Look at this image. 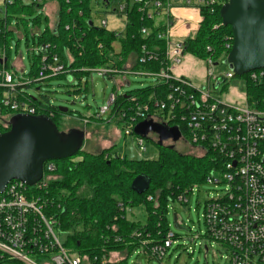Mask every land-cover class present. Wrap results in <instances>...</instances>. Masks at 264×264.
<instances>
[{
  "label": "built area",
  "instance_id": "2783aa9c",
  "mask_svg": "<svg viewBox=\"0 0 264 264\" xmlns=\"http://www.w3.org/2000/svg\"><path fill=\"white\" fill-rule=\"evenodd\" d=\"M30 1L44 3L41 11H45L44 0ZM227 1L104 0L106 5L113 4V12L125 18L129 10L137 9L141 20L147 23L140 32L150 43H144L139 52L131 56L135 57L134 61L125 62L123 67L117 65L118 56H111L106 64L88 68V71L111 78L117 88L95 114L101 119L106 115L108 120L119 118L125 135H135L141 151L146 150L145 137L135 131L136 126L152 119L169 127H178L181 132L179 140L194 146L201 155H212L214 165L205 182L216 188L222 186L223 193L218 192L205 201L206 228L203 233L192 234L191 240L200 239V244L206 250L210 248V242L219 243L227 252L225 257L228 264H264V67L243 75H237L233 69L216 73L218 62L209 58L206 63L207 76L209 82L214 79L213 88L210 83L200 86L188 77L172 73L182 63L187 40L195 37L201 27L204 19L202 10L214 13L218 4L223 5ZM13 3L14 0H6L5 7L0 8V35L9 29L7 9ZM178 8L190 9L194 14L181 17L175 12ZM107 25L108 21L103 19L101 26L107 28ZM125 29L117 35L122 36ZM232 44L233 40L226 42L227 51L221 56L222 62L226 60ZM48 46L43 45L39 50L45 51ZM98 47L102 49V43ZM116 49H119L118 45ZM207 50L210 51L211 47L208 46ZM6 52V45L0 47V106L8 111L6 118L0 117V132L9 128L10 119L15 114H38L27 99H20L22 93L18 86L43 81L64 71L57 55L53 56L52 64L48 63V56L44 54L39 77L32 80L25 78L24 73L18 77L17 72L7 64L9 58ZM148 63H158L161 68L152 70L136 67ZM48 70L51 72L46 74ZM129 75L156 77V82L152 84L154 90L147 95L129 91L118 93L122 86L130 85ZM235 77H245L244 85L241 86L244 102H228L215 94ZM249 85L254 86L253 91ZM120 96H124L126 101L117 108ZM88 118L82 117L84 121ZM55 170L54 162L47 161L43 178L35 185L14 179L0 193V264H10V261L21 264L111 262L107 254L94 256L91 260L65 244L69 232L62 228L54 199L47 196ZM46 172L51 174L49 179L45 177ZM196 186L178 192L173 201L187 203L188 195L193 193ZM118 206L127 211V206L122 202ZM132 236L137 239V248L158 260L166 256L177 239L170 228L159 239L150 238L149 234L144 237L140 230L134 231ZM111 239L114 242L122 241L118 235Z\"/></svg>",
  "mask_w": 264,
  "mask_h": 264
},
{
  "label": "trees",
  "instance_id": "16d2710c",
  "mask_svg": "<svg viewBox=\"0 0 264 264\" xmlns=\"http://www.w3.org/2000/svg\"><path fill=\"white\" fill-rule=\"evenodd\" d=\"M56 1L59 4L56 26L52 28L47 25L43 31L38 29L32 32L38 48L49 45L45 51L39 50L32 57L31 72L27 75L32 80L39 77L44 54L48 56V63L53 64V56L57 55L58 63L63 65L64 71L52 77L68 73L80 77L84 73H90L84 68L100 67L106 64L111 56H118L117 65L123 67L126 60L135 56L144 43H150L140 32L147 23L141 20V15L135 8L128 11L125 18L126 29L122 36H118V30L95 25L91 16V0ZM44 2L46 4V0ZM43 6L44 3L31 1L30 4H23L22 0H15L7 9L9 29L0 35V47L7 45L8 37L13 31L11 13H36L41 11ZM221 6L222 4H218L214 13L202 10L204 19L201 27L195 37L187 40L186 52L201 59H218L225 54V44L233 40V34L231 27L222 23ZM41 19L42 14L33 18L34 26L39 27ZM21 21L28 26L26 20ZM100 43L103 45L102 49L98 47ZM116 45H119V49H116ZM208 46L211 47L210 51L207 50ZM6 54L8 57V52ZM136 67L159 70L161 65L148 63ZM50 72L51 70H48L45 73ZM33 84L18 86L22 93L20 99H27L38 114L52 117L59 129L64 130L66 116L71 117L72 111H61L46 95L42 94V98L28 95L23 88ZM253 88V85H249L251 91ZM153 90L154 86L150 85L129 92L147 95ZM1 93L0 89V95ZM125 101V97L120 96L116 107L123 105ZM53 162L56 170L49 183L47 196L54 199L62 228L69 232L65 244L91 260L94 256L100 257L111 251L126 250L124 258L114 264H124L128 253L137 248V239L132 236L134 231L140 230L144 237L149 234L153 239L164 237L169 230L168 205L178 192L204 182L214 165L210 153L195 155L164 147L155 159H131L110 149L90 152L82 148L73 157ZM139 174L147 175L151 179L148 190L142 194H137L131 188L133 179ZM119 202L125 206L143 205L147 214L146 224L128 220L126 212L118 206ZM115 235L120 236L122 241L114 242L111 238ZM10 264L21 263L10 261Z\"/></svg>",
  "mask_w": 264,
  "mask_h": 264
},
{
  "label": "rangeland",
  "instance_id": "374dc122",
  "mask_svg": "<svg viewBox=\"0 0 264 264\" xmlns=\"http://www.w3.org/2000/svg\"><path fill=\"white\" fill-rule=\"evenodd\" d=\"M12 1V0H10ZM15 1V0H14ZM104 0H91L90 9L96 26L101 27V21H108L107 28L123 31L125 29V17L113 12V4L106 5ZM23 4H30V0H22ZM45 11L48 15L46 19L45 11L33 12L27 14L25 12L11 13L13 18L11 21L12 33L7 40V52L9 57L8 66L17 72L18 77L25 74V78L31 72V60L34 54H37L39 48L35 43L32 32L45 30L47 25L56 26L58 20L59 4L56 0H46ZM6 0H0V8L5 7ZM42 14L41 24L39 27L34 26L33 18ZM18 18L20 20H17ZM24 19L28 22V26L21 21ZM28 38V39H27ZM119 46V45H118ZM209 58L218 62L216 73L228 71L231 69L228 64L222 62L221 56L206 57L201 59L191 53H184L180 67L173 74L190 78L194 83L200 86L213 88V80L207 76V61ZM134 58L126 60V62L134 61ZM85 70L88 68H84ZM18 77L16 80H18ZM245 77H235L227 81L222 88L215 91L216 95L224 100L232 103L244 102V94L241 86L244 85ZM130 85H124L118 93H125L137 88L150 86L156 82V77L144 75H129ZM33 84V83H31ZM78 89V90H77ZM114 81L109 77L99 75L97 72L89 74L84 73L80 77L72 74H65L58 77H52L43 81L34 82L23 90L30 96L42 98V94L48 96L50 102L58 107L68 108L72 111V116H66L64 130L70 128H79L85 132V140L83 148L90 152H100L101 150H112L121 156L131 159H155L158 157L162 146L158 145L154 140L146 138L144 140L145 151H141L135 135H125L124 127L119 124V118L108 120L106 115L103 119L98 117L95 112L99 107L106 103L109 95L116 91ZM6 109L0 106V117L6 118ZM89 116L87 121L82 117ZM177 151L182 153H192L198 155L197 149L184 140H178L175 144ZM65 160V159H62ZM56 161V160H53ZM58 161V160H57ZM51 174L46 172L45 177L49 179ZM216 189V190H215ZM223 187H215L205 181L199 183L193 193L188 195V202L181 204L179 201H173L168 208L167 218L170 230L177 235L176 242L167 251L166 256L162 260L151 258L141 248L132 249L124 264H228L225 257L227 252L219 243L210 242V248L205 249L200 244V239L191 240V235L205 230L204 212L205 201L218 192L223 193ZM150 197V196H149ZM148 197V198H149ZM177 214L182 229H178L174 225V214ZM126 217L130 221L137 224H146L147 214L143 205L130 206L127 205ZM126 250L119 252L111 251L107 254L110 261L114 264L123 259Z\"/></svg>",
  "mask_w": 264,
  "mask_h": 264
},
{
  "label": "water",
  "instance_id": "95a60500",
  "mask_svg": "<svg viewBox=\"0 0 264 264\" xmlns=\"http://www.w3.org/2000/svg\"><path fill=\"white\" fill-rule=\"evenodd\" d=\"M220 15L222 23L229 25L233 34L232 47L223 63H228L237 75L263 68L264 0H228L221 6ZM60 109L68 111V108ZM9 123V128L0 132V193L14 179L35 185L43 178L47 161L73 157L83 148L85 132L82 129L60 130L48 115L18 113ZM135 131L167 149H174L181 136L178 127L152 119L140 122ZM150 182L147 175L139 174L131 188L142 194ZM174 225L182 229L176 213Z\"/></svg>",
  "mask_w": 264,
  "mask_h": 264
},
{
  "label": "crops",
  "instance_id": "0c3cea01",
  "mask_svg": "<svg viewBox=\"0 0 264 264\" xmlns=\"http://www.w3.org/2000/svg\"><path fill=\"white\" fill-rule=\"evenodd\" d=\"M47 4V2H46ZM176 14L181 16V17H187L189 15H193L194 12L190 9H186V8H178L175 10ZM180 32H182V30L180 28H178Z\"/></svg>",
  "mask_w": 264,
  "mask_h": 264
},
{
  "label": "flooded vegetation",
  "instance_id": "af4514ba",
  "mask_svg": "<svg viewBox=\"0 0 264 264\" xmlns=\"http://www.w3.org/2000/svg\"><path fill=\"white\" fill-rule=\"evenodd\" d=\"M178 140H179V139H178ZM178 140H177V141H178ZM177 141H176V142H177Z\"/></svg>",
  "mask_w": 264,
  "mask_h": 264
}]
</instances>
